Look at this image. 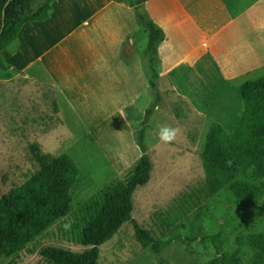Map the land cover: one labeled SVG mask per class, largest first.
Wrapping results in <instances>:
<instances>
[{
  "label": "rangeland",
  "instance_id": "obj_1",
  "mask_svg": "<svg viewBox=\"0 0 264 264\" xmlns=\"http://www.w3.org/2000/svg\"><path fill=\"white\" fill-rule=\"evenodd\" d=\"M139 1L53 0L47 23L22 26L16 64L57 52L59 70L33 75L40 69L34 63L7 81L10 73L0 69V195L61 154L79 168L73 208L105 183L124 181L142 154L138 134L151 109L149 181L133 193L131 220L100 246L98 263L207 264L237 256L248 264L253 250L245 237L264 233V198L241 208L228 189L206 197L201 152L212 124L227 132L239 125V87L264 75V0ZM139 15L162 32L155 76ZM83 31L90 36L80 44ZM164 126L177 129L170 143L158 139ZM135 225L153 241H141ZM48 246L89 248L62 239L54 224L0 264H47L41 251Z\"/></svg>",
  "mask_w": 264,
  "mask_h": 264
},
{
  "label": "trees",
  "instance_id": "obj_2",
  "mask_svg": "<svg viewBox=\"0 0 264 264\" xmlns=\"http://www.w3.org/2000/svg\"><path fill=\"white\" fill-rule=\"evenodd\" d=\"M53 0H0V68L7 69L2 51L18 36L22 26L48 18ZM140 0L138 3L142 2ZM237 12L236 3L228 8ZM148 30L145 48L153 76L161 29L139 15ZM155 89V84H152ZM156 95H158L155 89ZM243 110L239 125L227 132L220 124L210 126L201 152L205 173V196L222 189L232 192L235 205L248 208L264 198V75L239 87ZM147 109L138 134L142 152L132 173L124 180H111L90 197L72 206L71 190L79 175L75 161L67 154L50 156L18 185L0 195V257H11L56 224L58 235L67 242L89 247L84 252L48 246L41 256L47 264H99V248L111 240L131 220L132 196L150 178L152 162L144 145ZM178 217L169 218L170 224ZM135 233L143 241H153L138 225ZM144 241V242H146ZM245 243L253 250L248 264H264V233L250 234ZM207 264H240L239 258H213Z\"/></svg>",
  "mask_w": 264,
  "mask_h": 264
},
{
  "label": "crops",
  "instance_id": "obj_3",
  "mask_svg": "<svg viewBox=\"0 0 264 264\" xmlns=\"http://www.w3.org/2000/svg\"><path fill=\"white\" fill-rule=\"evenodd\" d=\"M52 4V2H51ZM52 9V7H51ZM51 11V10H50ZM50 19V13L48 15V18L44 21H32V22H41V23H47ZM89 32V31H88ZM86 31H83L81 33H83V35L81 36L82 38V42L80 44L85 43L86 41V37L88 38L90 36V32L88 33ZM19 35V33H18ZM18 39L19 36H17V38L8 46L6 47L3 51H2V59L4 64L6 65L7 69L2 71L6 74L10 73L9 79H7V81H11L13 80L15 77H18V71L20 70L21 72H24V74H27V70L28 68H30L34 63H37L36 67H39L40 69H37V72L33 73V75H37L39 74H43L44 72H46V70L49 72L50 69L53 68V70H59L58 67V62H59V54H57V52H55L53 54V56H49L47 57V51H44L43 53L37 55L32 61L26 62V63H20L19 65L16 64V54L19 51V46H18ZM86 45V44H85ZM6 53L3 54V53ZM6 57L10 58L9 60L4 59ZM72 58V59H70ZM74 61H73V55L69 56V61L67 62V65H73ZM1 69V68H0ZM15 72V74H13ZM27 76V75H26Z\"/></svg>",
  "mask_w": 264,
  "mask_h": 264
},
{
  "label": "clouds",
  "instance_id": "obj_4",
  "mask_svg": "<svg viewBox=\"0 0 264 264\" xmlns=\"http://www.w3.org/2000/svg\"><path fill=\"white\" fill-rule=\"evenodd\" d=\"M177 135V129L171 126L161 127L158 131V139L163 143L172 142Z\"/></svg>",
  "mask_w": 264,
  "mask_h": 264
}]
</instances>
